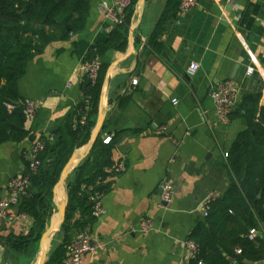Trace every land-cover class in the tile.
I'll use <instances>...</instances> for the list:
<instances>
[{
  "label": "crops",
  "instance_id": "0c3cea01",
  "mask_svg": "<svg viewBox=\"0 0 264 264\" xmlns=\"http://www.w3.org/2000/svg\"><path fill=\"white\" fill-rule=\"evenodd\" d=\"M110 2L90 0L84 30L48 47L28 63L18 81L23 100L37 104V113L26 127L50 145L85 96L83 64L90 51L121 28L102 16L101 5ZM180 3L143 0L140 4L138 0L125 26L129 30L125 48L103 56L109 64L101 98L103 139L118 137L113 159L121 172L102 198L106 214L87 229L97 250L85 257L84 264H190L186 242L205 221L209 194L223 197L229 189L226 155L248 128L241 117L222 121L211 92L218 83L234 80L237 106L250 94H262L264 100V0H200L188 14L180 12ZM168 6L172 9L159 46L154 47L152 35ZM192 64L199 69L192 71ZM162 127L166 131H160ZM32 143L26 139L0 146V201L7 198L9 181L27 172ZM86 147L73 155L78 153L79 164ZM53 160L52 154L45 158L46 163ZM167 178L175 184L168 204L161 199V185ZM65 194L59 189L58 201L63 197L65 201ZM57 205L44 234L58 225ZM19 214L18 208L13 209L0 225V264H39L41 240L20 250L4 243L6 237L27 236L34 228L31 216L19 220ZM145 218L154 225L148 234L140 230ZM257 231L264 238V224ZM59 234L57 247L50 249L53 245L48 242L46 263L64 242ZM75 235L74 230L70 242Z\"/></svg>",
  "mask_w": 264,
  "mask_h": 264
},
{
  "label": "trees",
  "instance_id": "16d2710c",
  "mask_svg": "<svg viewBox=\"0 0 264 264\" xmlns=\"http://www.w3.org/2000/svg\"><path fill=\"white\" fill-rule=\"evenodd\" d=\"M90 0H0V146L36 141L27 129L23 114V98L18 81L25 74L30 61L41 56L48 47L67 41L86 27ZM138 0L128 10L127 24L135 13ZM172 7L166 9L152 35V43L159 46L163 24ZM125 25V26H126ZM125 26L114 31L107 43H99L90 51L88 59L98 55L102 69L95 85L86 80L84 95L91 98V111L84 127L73 128V113L64 127L57 131L54 145L46 147L40 159L45 165L32 176L29 196L18 207L20 213L35 220L31 233L10 235L4 243L20 250L32 242H40L54 213V190L76 150L87 146L98 123L100 104L109 64L104 54L125 48L129 30ZM123 27V28H122ZM12 106V109L9 108ZM244 118L248 128L239 134L230 153L228 168L231 184L223 197L209 203L208 216L192 231L189 239L198 246V253L190 264H262L264 238L250 239L251 230L264 224V100L262 94H250L230 115V119ZM106 124L92 150L74 169L67 180L68 205L61 229L64 242L51 253L46 264H63L70 236L75 230H87L96 218L95 201L113 189L114 179L121 171L113 169L118 137L104 143ZM42 139V138H41ZM52 154L54 160L46 163ZM28 167V163L26 164ZM92 188V190H90ZM241 251V254L238 253Z\"/></svg>",
  "mask_w": 264,
  "mask_h": 264
},
{
  "label": "built area",
  "instance_id": "2783aa9c",
  "mask_svg": "<svg viewBox=\"0 0 264 264\" xmlns=\"http://www.w3.org/2000/svg\"><path fill=\"white\" fill-rule=\"evenodd\" d=\"M200 0H181L180 12L188 14L194 11ZM135 0H111L110 3L101 5L102 16L105 20L112 23L114 27H121L127 24L128 10L134 5ZM95 49H92L91 52ZM192 71H197L199 65L192 64ZM102 69V60L98 55L86 60L83 64V72L86 80L92 85L98 81ZM251 75L252 71H248ZM137 84V81H134ZM238 84L234 80H226L218 83L211 92V97L214 101L215 110L218 117L222 121H229L230 115L233 113L237 106ZM175 105L178 104L177 100L173 101ZM23 114L27 119H32L37 113V104L34 101H22ZM12 109V106H9ZM91 111V98L84 96L81 103L78 105L73 116L72 125L77 129L84 127L89 118ZM160 131H166L165 127L160 128ZM110 138H107L104 143L109 144ZM46 147L45 141L41 138L34 141L31 145L30 151L27 155V172L20 176L12 178L7 185V198L0 201V225L8 219L10 213L15 208L21 205L22 200L29 196L32 187V176L37 175L43 169L45 163L40 159L41 154ZM228 157V155H226ZM113 169L119 171V167L115 166ZM92 190V188L90 189ZM175 195V184L171 178H167L161 185V199L163 203H170ZM221 196L216 192H211L204 207L203 214L208 216L209 203L213 200L219 199ZM95 201L93 215L96 220H99L106 214V210L102 205V199L97 196L92 198ZM19 220L28 218L27 214L20 213L17 217ZM153 221L145 218L140 224V230L143 234H148L153 230ZM258 237L257 230H251L250 239L255 240ZM186 247L189 250L190 258H195L198 253V246L192 240L186 242ZM97 250V245L92 233L88 230H78L74 239L68 244L67 252L63 264H84L86 256L93 254ZM241 254V251H238Z\"/></svg>",
  "mask_w": 264,
  "mask_h": 264
},
{
  "label": "water",
  "instance_id": "95a60500",
  "mask_svg": "<svg viewBox=\"0 0 264 264\" xmlns=\"http://www.w3.org/2000/svg\"><path fill=\"white\" fill-rule=\"evenodd\" d=\"M143 2V0H139V3L141 4ZM107 83V80H106ZM104 120H105V116H104V106L103 104H101L100 107V113H99V117H98V123L97 126L95 127L93 134H92V138L89 142V144L87 145V147L85 148L86 153L85 156L92 150V148L94 147L96 141L98 140V137L100 136V133L103 129L104 126ZM78 157V153L70 160V162L68 163V165L65 167L63 173H62V177L60 179V181L58 182L55 190H54V195L57 196L59 195V189L61 187H63L64 185H66L67 180L70 176V174L74 171V169L78 166L79 162H76L75 159ZM66 208H67V203H65V201L61 202L58 204V209H59V213H60V220L58 222L57 227L51 228L49 229L43 236L41 239V248H42V256L40 258L39 264H45L46 260H47V250L45 247V244L47 241L50 240V238L52 237L53 233H57L59 231H61L64 220H65V215H66Z\"/></svg>",
  "mask_w": 264,
  "mask_h": 264
},
{
  "label": "rangeland",
  "instance_id": "374dc122",
  "mask_svg": "<svg viewBox=\"0 0 264 264\" xmlns=\"http://www.w3.org/2000/svg\"><path fill=\"white\" fill-rule=\"evenodd\" d=\"M64 188V194L66 195V200H65V202H67V188H66V185H64L63 187H61L60 189H63ZM65 189H66V191H65ZM61 195L63 196V194H62V192H61ZM64 199H65V197H63ZM64 199H62V200H64ZM54 202H55V204L57 205L58 203H59V201H58V195L57 196H55L54 195ZM58 206V205H57ZM56 206V207H57ZM57 210H58V208H57ZM58 235H60L59 234V232H57V233H53V235H52V237L50 238V243H52V244H50V245H53L52 246V248L51 247H49L50 249H53V248H55V247H57L58 245H59V236ZM38 250H39V252H41L40 253V258H41V256H42V248H41V244H39V246H38ZM47 253H49V250L47 251Z\"/></svg>",
  "mask_w": 264,
  "mask_h": 264
},
{
  "label": "bare ground",
  "instance_id": "6f19581e",
  "mask_svg": "<svg viewBox=\"0 0 264 264\" xmlns=\"http://www.w3.org/2000/svg\"><path fill=\"white\" fill-rule=\"evenodd\" d=\"M63 189H64V188H63ZM61 197H62V195H61ZM59 200H60L59 203H61V202H62V198H59ZM48 242H49V241L46 242L45 247L48 246Z\"/></svg>",
  "mask_w": 264,
  "mask_h": 264
}]
</instances>
